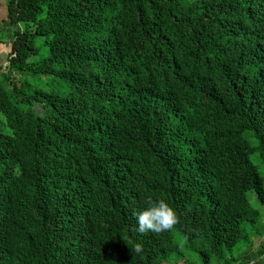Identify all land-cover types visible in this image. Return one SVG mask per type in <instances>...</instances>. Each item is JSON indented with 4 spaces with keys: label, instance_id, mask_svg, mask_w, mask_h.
Listing matches in <instances>:
<instances>
[{
    "label": "trees",
    "instance_id": "1",
    "mask_svg": "<svg viewBox=\"0 0 264 264\" xmlns=\"http://www.w3.org/2000/svg\"><path fill=\"white\" fill-rule=\"evenodd\" d=\"M1 44L0 264H264V0H7Z\"/></svg>",
    "mask_w": 264,
    "mask_h": 264
},
{
    "label": "clouds",
    "instance_id": "2",
    "mask_svg": "<svg viewBox=\"0 0 264 264\" xmlns=\"http://www.w3.org/2000/svg\"><path fill=\"white\" fill-rule=\"evenodd\" d=\"M136 221L135 230L139 233H163L171 231L179 222V213L176 207L165 198L149 196L145 206L133 213ZM135 253L143 254L144 245L137 242Z\"/></svg>",
    "mask_w": 264,
    "mask_h": 264
},
{
    "label": "rangeland",
    "instance_id": "3",
    "mask_svg": "<svg viewBox=\"0 0 264 264\" xmlns=\"http://www.w3.org/2000/svg\"><path fill=\"white\" fill-rule=\"evenodd\" d=\"M6 1L7 0H0V3L2 4V7L0 9V17L5 15ZM10 50H11L10 44H1L0 45V65L1 66H6L8 64V60H9L8 55L10 53ZM36 108L39 110L38 106ZM255 161L257 163H259V165L261 166L263 173H264V165H261L260 162L256 158H255ZM249 194H250L249 198L251 199V202L255 206H257L258 200L255 196V193H249ZM258 227H259L260 231L262 232V234L264 235V222L261 224V226L259 225ZM260 242H261L260 238H257L254 242L255 246L259 247Z\"/></svg>",
    "mask_w": 264,
    "mask_h": 264
}]
</instances>
